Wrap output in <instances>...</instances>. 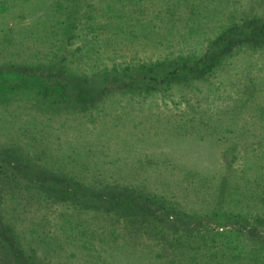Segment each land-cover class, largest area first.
Returning <instances> with one entry per match:
<instances>
[{"label": "rangeland", "instance_id": "obj_1", "mask_svg": "<svg viewBox=\"0 0 264 264\" xmlns=\"http://www.w3.org/2000/svg\"><path fill=\"white\" fill-rule=\"evenodd\" d=\"M0 264H264V0H0Z\"/></svg>", "mask_w": 264, "mask_h": 264}]
</instances>
